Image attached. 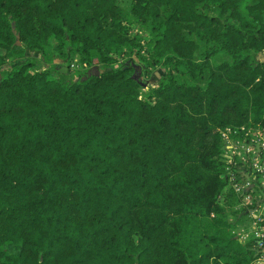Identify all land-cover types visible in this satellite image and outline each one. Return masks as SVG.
<instances>
[{
	"label": "trees",
	"instance_id": "1",
	"mask_svg": "<svg viewBox=\"0 0 264 264\" xmlns=\"http://www.w3.org/2000/svg\"><path fill=\"white\" fill-rule=\"evenodd\" d=\"M244 124L264 0H0V264H253L219 132Z\"/></svg>",
	"mask_w": 264,
	"mask_h": 264
},
{
	"label": "built area",
	"instance_id": "2",
	"mask_svg": "<svg viewBox=\"0 0 264 264\" xmlns=\"http://www.w3.org/2000/svg\"><path fill=\"white\" fill-rule=\"evenodd\" d=\"M240 130L244 139L234 140L232 134ZM220 137L224 144L223 160L225 162L228 186L238 195L236 207L253 205L250 215L253 217L251 235L264 243V224L257 221L264 219V126L229 125L220 128ZM257 206H261L259 212ZM245 233L242 238L248 237ZM264 245V244H263ZM264 250V247H263ZM264 262V254H258L253 264Z\"/></svg>",
	"mask_w": 264,
	"mask_h": 264
},
{
	"label": "rangeland",
	"instance_id": "3",
	"mask_svg": "<svg viewBox=\"0 0 264 264\" xmlns=\"http://www.w3.org/2000/svg\"><path fill=\"white\" fill-rule=\"evenodd\" d=\"M241 9V8H240ZM208 11H213L215 12L216 9L214 7H210L208 9ZM26 54L31 57L33 60H35V65L34 66H39V64H42L43 65V61H41L40 59V56H39V52L37 50H30V49H27L26 50ZM69 57V54H67V56H65L64 58H62L61 60L58 61V64H57V67L60 68L61 70L65 69V64L62 63V62H65ZM15 62H19V61H12V59L8 58L2 67L6 68V67H9V66H12ZM75 62V59L72 60V63ZM45 64V63H44ZM33 66V67H34ZM71 66H75V65H71ZM32 68V67H31ZM153 75V72L151 74H146L144 75L143 77V83L147 86H152L154 85V78L152 77ZM220 132V131H219ZM244 133L241 132L240 130H236V132L234 134H232V137H234V140H237V141H241L244 139ZM242 221H246V222H249V219L247 216L243 217V220Z\"/></svg>",
	"mask_w": 264,
	"mask_h": 264
},
{
	"label": "crops",
	"instance_id": "4",
	"mask_svg": "<svg viewBox=\"0 0 264 264\" xmlns=\"http://www.w3.org/2000/svg\"><path fill=\"white\" fill-rule=\"evenodd\" d=\"M237 208H239V212H238V215L234 221L233 231L240 238H242V236H244L245 233H248L249 234L248 236H250L251 235L250 232H251L252 226H253V217L250 215V210H252L254 207H253V205L248 203L245 205H240ZM257 208L260 212L261 206H257ZM262 213H264V212H262ZM245 216L248 217L249 222L242 221L243 217H245ZM257 224H264V219L257 221ZM263 247H264L263 244L259 245L258 254H264ZM257 264H261V263L259 262Z\"/></svg>",
	"mask_w": 264,
	"mask_h": 264
},
{
	"label": "water",
	"instance_id": "5",
	"mask_svg": "<svg viewBox=\"0 0 264 264\" xmlns=\"http://www.w3.org/2000/svg\"><path fill=\"white\" fill-rule=\"evenodd\" d=\"M261 264H264V262H263V263H261Z\"/></svg>",
	"mask_w": 264,
	"mask_h": 264
}]
</instances>
